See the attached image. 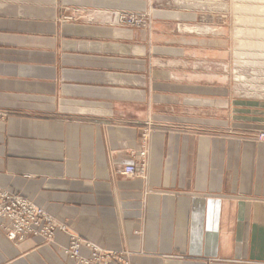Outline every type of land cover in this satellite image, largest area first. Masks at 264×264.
I'll return each instance as SVG.
<instances>
[{
  "label": "crops",
  "instance_id": "1",
  "mask_svg": "<svg viewBox=\"0 0 264 264\" xmlns=\"http://www.w3.org/2000/svg\"><path fill=\"white\" fill-rule=\"evenodd\" d=\"M129 5L0 0V188L132 264H264V98L237 97L219 43L158 36L173 16L118 25ZM67 242L0 228V264H72Z\"/></svg>",
  "mask_w": 264,
  "mask_h": 264
},
{
  "label": "rangeland",
  "instance_id": "2",
  "mask_svg": "<svg viewBox=\"0 0 264 264\" xmlns=\"http://www.w3.org/2000/svg\"><path fill=\"white\" fill-rule=\"evenodd\" d=\"M143 1L130 0L129 8L115 10L125 17L124 23H118V25L133 29H145L147 33H150V31L152 32L153 22L158 18L157 15H171L175 17L170 19L175 22L174 25L170 29L162 30L164 33H158V36H182L188 41L192 38H200L207 41L208 45L212 47L217 46V43H219L221 49L226 53V63H230L226 66V69H228L227 79L232 81L230 80L232 78L230 72L236 69V64L232 62L234 60L233 56H235L233 52L235 27L237 26L241 32V29L247 26L244 23H237L235 19L236 12L233 3L239 0H146L148 2L147 8H142ZM261 5H264V3L261 2ZM86 10L80 7L69 8L66 18L75 19L77 16L93 19L94 16ZM255 16V13L251 15L252 18ZM259 17L263 22L250 21L248 26L251 29L261 31V34L256 35V37L263 45L249 47L247 50L248 55H245L244 58L241 56L244 63L237 65V73L245 76V80H242L245 85L237 86V97L240 98H264V34L262 33L264 31V13L260 14ZM194 27L203 28L205 32L195 31ZM149 122L152 123L150 118ZM139 158L136 168L140 169L145 166L146 159L140 156Z\"/></svg>",
  "mask_w": 264,
  "mask_h": 264
},
{
  "label": "built area",
  "instance_id": "3",
  "mask_svg": "<svg viewBox=\"0 0 264 264\" xmlns=\"http://www.w3.org/2000/svg\"><path fill=\"white\" fill-rule=\"evenodd\" d=\"M117 23H124L125 17L117 14ZM259 140H264V132L258 134ZM145 150L141 149L139 156L144 158ZM143 168L127 164L122 167V174L132 176L141 174ZM0 228L5 237L15 243L28 237H38L43 242H51L56 232L68 235V242L60 246V251L71 259L72 264H131V253L122 249H107L82 238L71 231L66 223L58 221L42 207L25 197L0 188ZM82 248L88 254H81Z\"/></svg>",
  "mask_w": 264,
  "mask_h": 264
},
{
  "label": "bare ground",
  "instance_id": "4",
  "mask_svg": "<svg viewBox=\"0 0 264 264\" xmlns=\"http://www.w3.org/2000/svg\"><path fill=\"white\" fill-rule=\"evenodd\" d=\"M200 1V0H199ZM261 2L264 3V0H239V1H235L233 3L234 6V11L236 12L233 13L236 15V21L237 23H244L247 24V26H245L244 28L241 29V32L239 31L238 27L236 26L235 28V45H234V55L233 56V61L234 64H236V69L231 68V72H230V77H232L230 80H232V85H234L235 90L237 89V86H241L242 84H244L242 82V80H245V76L241 75L240 73H237V65L240 63H244V57L245 55H248L247 50L249 47L251 46H260L263 45L261 43L260 40H258V37H256V35L261 34L260 30L257 29H251L250 26H248V24L250 23V21L252 22H263L261 20V18L259 17L260 14L264 13V5H261ZM255 13V17H251V15ZM117 14H115V22L118 20L117 18ZM234 19V21H235ZM264 20V19H263ZM195 31H203L205 32V30L203 28H198V27H194ZM207 29V28H206ZM208 30V29H207ZM262 33L264 34V31H262ZM241 35V37H240ZM249 41H248V40ZM243 56V58L241 57ZM241 65V64H240ZM228 69H226L227 71ZM244 76V77H243ZM248 84V83H247ZM245 85V84H244Z\"/></svg>",
  "mask_w": 264,
  "mask_h": 264
}]
</instances>
